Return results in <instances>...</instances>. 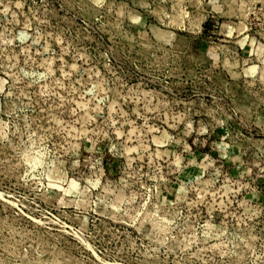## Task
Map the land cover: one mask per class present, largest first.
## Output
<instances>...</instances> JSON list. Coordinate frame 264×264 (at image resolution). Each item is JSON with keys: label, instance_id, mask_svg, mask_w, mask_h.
<instances>
[{"label": "rangeland", "instance_id": "1", "mask_svg": "<svg viewBox=\"0 0 264 264\" xmlns=\"http://www.w3.org/2000/svg\"><path fill=\"white\" fill-rule=\"evenodd\" d=\"M0 264H264V0H0Z\"/></svg>", "mask_w": 264, "mask_h": 264}, {"label": "bare ground", "instance_id": "2", "mask_svg": "<svg viewBox=\"0 0 264 264\" xmlns=\"http://www.w3.org/2000/svg\"><path fill=\"white\" fill-rule=\"evenodd\" d=\"M6 7H7V6H6ZM164 17H165V16H164ZM45 49H47V48L45 47ZM45 51H46V50H45ZM73 66H75V65H73ZM50 67H51V65H50ZM50 67H49V68H50ZM112 107H113V106H112ZM110 108H111V106H110ZM130 132H133V129H131ZM119 134H121V132H119ZM126 147H127V145H126ZM135 148H136V146H134V147H129V146H128V148H126V149H127L128 152H129V151H131V150H133V149H135ZM128 152H127V153H128ZM153 223H154V222H153ZM155 223H156V221H155ZM157 224H158V223H157ZM155 226H156V225H155ZM158 226H159V225H158ZM158 228H159V227H158ZM161 228H162V227H161ZM161 228H160V229H161ZM162 229H163V228H162Z\"/></svg>", "mask_w": 264, "mask_h": 264}]
</instances>
